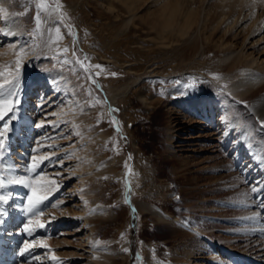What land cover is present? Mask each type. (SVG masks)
Wrapping results in <instances>:
<instances>
[{"label":"rangeland","instance_id":"rangeland-1","mask_svg":"<svg viewBox=\"0 0 264 264\" xmlns=\"http://www.w3.org/2000/svg\"><path fill=\"white\" fill-rule=\"evenodd\" d=\"M3 1L0 9L21 24L10 45L0 42V99H19L14 118L0 122L9 125L0 138L6 262L264 264L260 171L243 176L250 163L238 145L222 144L226 130L210 127L219 111L207 104L223 101L227 122L263 148L264 120L246 96L238 102L225 89L218 50L195 54L206 38L237 48L248 35L258 40L250 33L264 17L263 0H179L193 11V42L168 33L180 39L172 49L153 41L160 11L175 0H43L39 28V0ZM45 87L52 98L42 102ZM234 172L233 185L221 183ZM20 178L31 186L15 183ZM33 187L46 197L39 216L27 212ZM140 203L172 220L158 221ZM29 219L31 235L23 232ZM25 241L34 245L30 261H18Z\"/></svg>","mask_w":264,"mask_h":264},{"label":"bare ground","instance_id":"bare-ground-1","mask_svg":"<svg viewBox=\"0 0 264 264\" xmlns=\"http://www.w3.org/2000/svg\"><path fill=\"white\" fill-rule=\"evenodd\" d=\"M126 1L129 2L130 0H126ZM254 1L259 3L260 0H254ZM3 2H4L3 0H0V3H3ZM178 2L179 0H175V3L177 4L176 6L174 5V7L172 8H169V9L165 8L160 11L159 18L161 20V24H159V27L157 28L158 38H155V40L153 41L155 45L158 46L159 48L166 47V48L172 49L174 45L178 44L180 39H176V37L175 39L168 37L167 36L168 33H171V34L175 33L181 36L184 35L185 38L181 39L182 41L181 43L188 44V43L193 42L192 40L193 33L191 32L192 30L191 24L194 23V18L191 14L193 13V11L191 9L181 8ZM263 4H264V0H263ZM3 21L4 23L0 21V38H1L0 42H5L6 44L10 45L9 42L13 38L14 31L17 30L21 24L20 23L18 24V22L13 23L8 13L7 15H5V18ZM254 34L261 35V37L256 41H248L247 39H249L250 37L248 35L243 41V43L241 44V46L238 48L228 46L227 42H223L222 40L212 42V40L209 41V39L206 38L202 41L203 44H201L200 46L197 45V47H195L197 48V51H195L196 53L195 52L194 53L196 55L197 53H200V52L204 54L205 51L207 52L209 45H212L216 50H218V52L215 53L216 57L214 59L216 60V64L218 66H221L220 69L222 68L221 70H222L223 75L221 73L219 74L223 76L222 79H227V80L228 78L230 79L228 82H225V85H224L225 89L238 102H241V100L238 97L246 96L244 100L248 103L249 105L248 109L250 112H252L251 114H253L254 117H257L259 120H264V89H262L257 95H254V92H253L254 89L258 85H261L264 83V56H261L262 53L264 52V17L259 19V22L254 27V30L252 31V33H250V35H253V36ZM232 74L233 75L239 74V75L237 77L232 78L233 77L231 76ZM134 83L135 81L132 82V84ZM45 92H46V87L41 90V94H43L45 98V100H43L42 102H46V99L52 98L51 95L48 96V94H45ZM189 94L190 92L186 95L189 96ZM253 97L255 98V101H252ZM143 101H146V100L144 99ZM222 103L223 101H220V102L218 101L213 102L212 100L208 101L207 108L210 109L211 112H213L214 110L219 111L216 122L210 119V124L212 125L210 127L216 128V129L220 128V130L221 129L226 130L224 131L226 139L222 141V144L225 147H228V146L234 147L235 145H238L237 147L234 148V150L237 151L241 155L242 158H245L246 163H250V172L245 173L244 171V175H243L244 177H250V175L253 174L255 170H256L255 173L260 171L259 176H261V178L258 181L254 180V183L255 184L258 183L259 193H261V195L259 196H262L264 194V192L261 191L264 186V182H263L264 181V173H263L264 172V148L260 146V143L256 141L254 142L249 137H245L246 132L239 126L236 127L235 122L233 121H230V123L227 122L226 109L222 108L223 106ZM24 121L27 124L29 119L24 118ZM234 135L237 136V138L235 137L236 139L234 138ZM235 173L237 172L230 173V175H228L224 179L222 178L221 179L222 181L220 180L221 183L224 184V182H227L228 184H231L227 180H230V178H232L233 176L235 177L236 176ZM226 186L228 185L223 186V189ZM230 188H234V187H230ZM225 192H228V191H225ZM261 205L264 208V203H261ZM139 206L143 210L150 212L152 216L157 218L158 221L172 220L171 217L168 216L166 213H162V210L155 212L152 208L148 206L147 203H140ZM180 227L176 228L175 231L181 234L183 232L186 233V231L179 229ZM200 230L198 229L197 231L200 232ZM29 252L30 250H28V252H25L22 255V257H20L21 259H19L18 261H24V260L30 261ZM9 258L10 257L8 256L6 259L8 260ZM6 259H4L3 255L0 254V264H3L4 260L6 262ZM31 262L33 264L34 261L31 260ZM6 263L8 264L9 262H6Z\"/></svg>","mask_w":264,"mask_h":264},{"label":"snow or ice","instance_id":"snow-or-ice-1","mask_svg":"<svg viewBox=\"0 0 264 264\" xmlns=\"http://www.w3.org/2000/svg\"><path fill=\"white\" fill-rule=\"evenodd\" d=\"M36 9H37V15L35 17V22L37 25V28H39L40 23H41V19H40V15L42 12H44L46 10V6L43 2V0H39V2L36 5ZM0 12H4L5 15L7 14V10L5 9H0ZM16 15H20V13H17ZM57 31H59V29H57ZM65 63H67V61H65ZM100 67V66H97ZM16 73L17 75L19 74V62H17V66H16ZM5 83H12V81L10 80H5ZM4 88V84H0V89ZM15 95L14 92H10L8 98L5 99H0V122H4L5 118H9L12 119L14 118V107L17 106L19 104V99L16 98L15 100L13 99V96ZM39 126V125H37ZM0 127H2V131H0V138L4 137V135L8 132L9 130V125L8 123H3L0 124ZM261 127L262 129H264V122H261ZM4 144H3V140L0 139V149H3ZM33 168H35V163L33 164ZM15 183L17 184H21V185H27V186H31V181L25 180L24 178H20L18 180L15 181ZM5 187L3 180H0V189H3ZM256 189L253 188V191H255ZM262 192H264V189L261 190ZM46 197L41 196L39 194V190L35 187H33L32 189V194L27 198L28 199V209L27 212L31 213L32 215H42V209H40V205L43 204L44 200ZM0 202H3L4 204L8 203V199L7 197L0 195ZM262 203H264V200H262ZM7 213L5 211V209L3 207H0V226H3V224L5 223V217H6ZM34 222L29 219L24 225H23V232L31 235L32 234V228L30 227V225H32ZM35 223H37L39 225V227L43 228L45 225L43 223H41L39 220L35 221ZM34 245L31 244L30 242L25 241L23 248L20 252L21 255H23L25 252H28L30 247H33Z\"/></svg>","mask_w":264,"mask_h":264}]
</instances>
